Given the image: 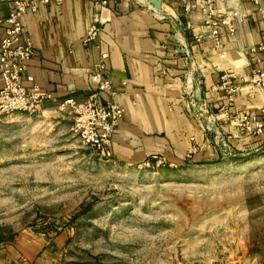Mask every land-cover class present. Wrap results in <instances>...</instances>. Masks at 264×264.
Masks as SVG:
<instances>
[{
    "label": "rangeland",
    "instance_id": "obj_1",
    "mask_svg": "<svg viewBox=\"0 0 264 264\" xmlns=\"http://www.w3.org/2000/svg\"><path fill=\"white\" fill-rule=\"evenodd\" d=\"M53 104L0 115V242L45 264H264V147L179 165L102 159Z\"/></svg>",
    "mask_w": 264,
    "mask_h": 264
},
{
    "label": "crops",
    "instance_id": "obj_2",
    "mask_svg": "<svg viewBox=\"0 0 264 264\" xmlns=\"http://www.w3.org/2000/svg\"><path fill=\"white\" fill-rule=\"evenodd\" d=\"M188 2L162 0V11L154 12L137 0H106L100 9L92 0H64L45 4L35 14L27 12L24 36L31 39L35 53L23 72L25 85H37L58 99H84L97 90L91 68L100 51H106L116 92L112 100L124 108L111 146L114 162L141 167L221 159L212 136L203 131L197 108H187V92L196 78L202 81V99L215 125L231 145L240 153L264 147V134L242 131L234 113L235 107H264V95L250 98L243 88L252 70L264 67V50L259 48L264 24L257 8L250 0H213L214 12L228 14L234 26L233 33L227 25L219 27L218 48L204 14L187 7ZM8 11L0 3V20ZM96 19L100 33L84 45ZM4 33L0 24V41ZM223 74L243 88L227 111L221 109ZM46 246L37 236L20 234L0 242V264H45L51 259Z\"/></svg>",
    "mask_w": 264,
    "mask_h": 264
},
{
    "label": "built area",
    "instance_id": "obj_3",
    "mask_svg": "<svg viewBox=\"0 0 264 264\" xmlns=\"http://www.w3.org/2000/svg\"><path fill=\"white\" fill-rule=\"evenodd\" d=\"M64 0H0L8 6V14L0 20L4 27V36L0 41V115L24 112L33 114L46 104H53L60 110H66L72 116L70 131L79 138L81 144L93 149L102 159L113 157L111 146L116 129L124 116V108L113 101L116 94L107 72L106 51H100L98 60L93 64L91 73L97 80V90L84 99L73 97L58 99L51 92L33 85L31 88L24 83L23 72L28 62L34 56V47L30 38L24 36V15L27 12L37 13L45 4H62ZM95 7L100 9L106 5V0H92ZM257 8L261 22L264 24V0H250ZM187 7H196L206 18L211 27V36L216 46H221V25H227L234 32L231 17L215 13L213 0H189ZM154 12L152 6H150ZM82 40L84 45L97 39L100 27L95 20ZM264 50V44L259 46ZM26 80L33 81L32 76ZM202 81L196 78L195 85L187 92V108H197L196 116L202 120L203 131L211 135L221 159L236 157L240 154L229 142L228 136L215 125L214 115L209 111L204 99L199 103L197 95L201 93ZM220 89L224 91L223 111L234 106L236 96L244 88L247 95L253 98L256 94L264 95V67L255 68L247 78L245 85L236 84L231 75L221 76ZM105 96L104 100L99 95ZM202 94V93H201ZM235 120L243 131L252 135L264 134V107L255 111L235 107Z\"/></svg>",
    "mask_w": 264,
    "mask_h": 264
},
{
    "label": "water",
    "instance_id": "obj_4",
    "mask_svg": "<svg viewBox=\"0 0 264 264\" xmlns=\"http://www.w3.org/2000/svg\"><path fill=\"white\" fill-rule=\"evenodd\" d=\"M137 1L141 4L151 5L153 7V9H155V11H157V12L162 11V0H137ZM197 100H198V102H200L202 100V94L201 93H199L197 95Z\"/></svg>",
    "mask_w": 264,
    "mask_h": 264
}]
</instances>
